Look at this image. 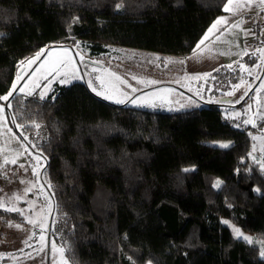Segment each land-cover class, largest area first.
<instances>
[{
	"label": "trees",
	"instance_id": "1",
	"mask_svg": "<svg viewBox=\"0 0 264 264\" xmlns=\"http://www.w3.org/2000/svg\"><path fill=\"white\" fill-rule=\"evenodd\" d=\"M226 1L0 0V96L51 43L78 40L90 56L110 46L184 56ZM254 61L246 54L208 77L228 75L227 86ZM0 103L25 145L45 134L35 151L60 232L48 241L69 264H264L225 223L264 240V170L248 155V132L223 121L224 103L155 112L111 104L81 82ZM0 218L24 224L17 212Z\"/></svg>",
	"mask_w": 264,
	"mask_h": 264
},
{
	"label": "rangeland",
	"instance_id": "2",
	"mask_svg": "<svg viewBox=\"0 0 264 264\" xmlns=\"http://www.w3.org/2000/svg\"><path fill=\"white\" fill-rule=\"evenodd\" d=\"M262 43L250 45L249 48L251 51L249 56L257 61L255 68L246 70L245 66H241L242 76L235 83L227 86L226 81H230L226 79L228 75L217 77L220 84L213 82L214 78L208 76L196 82L191 79L184 80V83L178 81L162 83L170 79L155 77L154 70L148 67L136 69L128 67L127 59L119 57V54L124 51L120 47L110 46L108 53L94 57L88 54L78 40L51 43L41 48L38 58L36 54L24 63L14 79L15 89L12 85L10 92L41 100L49 95L56 83L69 85L81 82L95 95L97 92L101 93L97 96L111 104L155 112L186 111L204 107L213 102L224 103V106H227L230 105L229 103L240 102L246 95L249 97L251 94L254 98V93L264 88V51L261 54V48H259L260 51L258 50ZM125 51L132 53V51ZM153 57L154 55L147 57L146 53H142L143 61L155 63ZM160 63L162 64V60L157 62L158 69L162 68ZM251 75L253 78H250ZM130 81L141 83L146 88L136 93L133 88L126 86L131 85ZM153 81L161 84L156 86L157 84ZM219 93L222 96H235L234 100L221 102ZM105 96L108 98L105 99ZM118 100L123 102L118 103ZM224 112L236 113L232 107L224 109ZM258 117L263 118L264 115ZM256 131L264 132L262 129H256ZM253 136L255 135L252 133L250 144L253 151L250 148L248 155L258 162L262 161L264 165V147L256 145ZM24 137L27 152L25 159L28 158L29 172L26 169H18V175L12 176L10 175L13 173H11L12 169H9L10 172L0 175V203H3L0 209L22 210L23 215L19 211L12 212L19 213L24 222L23 224L0 218V264H65L67 261L59 248V243H56L54 239L51 243L48 241L50 232L57 238H60V232L53 218L51 193L47 184L41 181L45 160L35 151V146L45 139V134L42 129H38L34 135ZM211 144L223 147L222 145L229 146L230 143L211 142ZM258 152H260L259 155ZM15 225L20 227L17 228ZM227 225L235 236L233 228H240L230 222H227ZM240 231L245 236L253 238L254 242L247 244L256 245L260 250V245L255 241L262 239L242 229ZM260 257L264 260L261 251Z\"/></svg>",
	"mask_w": 264,
	"mask_h": 264
},
{
	"label": "crops",
	"instance_id": "3",
	"mask_svg": "<svg viewBox=\"0 0 264 264\" xmlns=\"http://www.w3.org/2000/svg\"><path fill=\"white\" fill-rule=\"evenodd\" d=\"M237 2L244 5H248L250 2L251 7L245 6L242 9L236 11L235 14L232 11L226 12L224 7L228 3L227 0L223 5L222 14L216 17L210 23L201 38L196 43L193 50L184 56H168L159 53L152 54L153 52L121 48L124 51L122 54H119V57L127 59V65L130 68L136 69L137 67H148L149 69L154 70L155 77L161 76L170 79L163 81L162 83L170 81L184 83V80L190 81L191 79H194L195 82L201 81L213 71L221 67L232 65L241 58L245 57L246 54L251 53L249 49L250 45L248 44V26L243 22L242 16L254 10H258L259 14L257 15L256 20L258 23L264 22V6H257L259 4V0H233V5H229V7H234ZM217 20H226L227 23L222 22L221 24H218L216 29H214L213 32L209 34L208 30ZM206 34L209 35V39L205 40L204 44L197 48V44H199ZM262 42L260 47H258L259 51V48H261V54L263 53L262 51H264V34L262 35ZM125 50L132 51V53ZM142 53H146L147 57H152V55H154L153 58H155V63L143 61ZM160 60H162V64L160 63L162 68L158 69L157 62ZM180 61H183V63ZM254 62L255 64L251 67V69H254L255 65L257 64L256 60ZM255 72L257 73V71ZM159 73L160 75H158ZM250 78H253V76L251 75ZM153 82L157 84L156 86L161 84H158L157 81ZM126 86L130 87L131 89L133 88L134 92L136 93L139 90L146 88L143 84H137L135 81H132L131 85ZM251 96L253 95H250L249 99L246 97V100H244V98L237 103H229L230 105L224 106L223 109L227 110L228 108L232 107V110L236 112L232 114L249 113L252 118L256 115H264V88L259 89L258 92L254 93V98ZM182 99L183 98H181V100ZM233 100L234 99H231L228 102H232ZM253 134L255 135L253 136V141L255 144H259V146L264 147V132L254 131ZM251 151H253V147L251 148ZM260 151L263 152L261 149ZM259 153L260 152L257 154L259 155ZM25 157H27L26 145L11 129L5 112V107L0 103V166H2L0 167V175H5L6 173L10 172L9 169H12L11 173H13L10 174L12 176L18 175V169H26L29 172L28 158L25 159ZM6 159L9 161L8 163H5ZM13 159L16 161L15 163H11ZM258 163L260 164L261 168H264L262 167V161ZM21 165H23V167H21Z\"/></svg>",
	"mask_w": 264,
	"mask_h": 264
},
{
	"label": "built area",
	"instance_id": "4",
	"mask_svg": "<svg viewBox=\"0 0 264 264\" xmlns=\"http://www.w3.org/2000/svg\"><path fill=\"white\" fill-rule=\"evenodd\" d=\"M258 14L259 11L254 10L242 16L243 22L248 26L247 28L249 31V45H257L262 42V35L264 34V22H257L256 19ZM222 119L224 122L228 123L231 128L248 132L249 137L253 133L252 130L249 131V128L262 129L264 131V117L259 118L258 116H255L252 118L249 113L228 114L223 112ZM245 121L251 122L245 123Z\"/></svg>",
	"mask_w": 264,
	"mask_h": 264
},
{
	"label": "snow or ice",
	"instance_id": "5",
	"mask_svg": "<svg viewBox=\"0 0 264 264\" xmlns=\"http://www.w3.org/2000/svg\"><path fill=\"white\" fill-rule=\"evenodd\" d=\"M229 5H233V0H228V3L225 5L224 7V10L226 12L228 11H232L235 12L242 9L243 7L245 6H248V7H251V4L249 2L248 5H244L242 3H239L237 2L234 7H229ZM258 7H261V6H264V0H259V4L257 5ZM116 7L119 9L120 7H122V4H117ZM227 23L226 20H217L213 25L212 27L208 30V33L211 34L213 32L214 29H216L217 25L218 24H221V23ZM209 39V35L206 34L204 36V38L199 42V44H197V48L200 47V45L204 44V41L205 40H208ZM41 53H37V56L36 58L39 57ZM181 63H183V61H180ZM237 87H239V85H237ZM13 89H15V85H13ZM101 93L97 92V95H100ZM12 95V92H9L7 95H3V96H0V100H5L7 101L9 99V97ZM41 98H43V96H41ZM108 97L105 96V99H107ZM118 103H122L123 101H117ZM251 121H245V123H250ZM223 147H227V145H222ZM9 161H7V159L5 160V163H8ZM16 161L13 159L11 161V163H15ZM2 167V166H0ZM21 167H23V165H21ZM262 167H264V165H262ZM0 207H3V203H0ZM8 211H19L21 215H23V211L22 210H19V209H14V208H8L7 209ZM29 223H32V221H29ZM225 223H227V221H225ZM9 226H12V225H9ZM15 227L19 228L20 226L19 225H15ZM233 232L236 236L237 239H242L244 242L246 243H253V238L252 237H249V236H245L241 231L240 229L238 228H233ZM256 243H258L260 245V251H261V256L264 257V240H258V241H255ZM65 264H67V262H65Z\"/></svg>",
	"mask_w": 264,
	"mask_h": 264
},
{
	"label": "water",
	"instance_id": "6",
	"mask_svg": "<svg viewBox=\"0 0 264 264\" xmlns=\"http://www.w3.org/2000/svg\"><path fill=\"white\" fill-rule=\"evenodd\" d=\"M220 101H221V102H228V101H230V100H229V99H226V98H221Z\"/></svg>",
	"mask_w": 264,
	"mask_h": 264
}]
</instances>
